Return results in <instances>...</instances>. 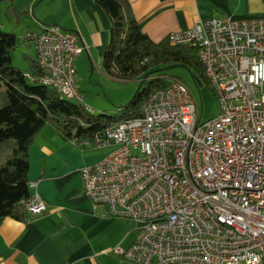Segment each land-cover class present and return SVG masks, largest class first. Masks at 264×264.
Masks as SVG:
<instances>
[{
  "label": "built area",
  "instance_id": "built-area-1",
  "mask_svg": "<svg viewBox=\"0 0 264 264\" xmlns=\"http://www.w3.org/2000/svg\"><path fill=\"white\" fill-rule=\"evenodd\" d=\"M167 37L197 45L218 113L201 121L192 91L169 77L140 115L85 139L115 147L80 168L84 192L140 223L130 245L112 248L136 264H264V17L199 20ZM21 38L35 48L29 80L84 104L78 33L43 24ZM23 205L29 214L47 208L37 192Z\"/></svg>",
  "mask_w": 264,
  "mask_h": 264
},
{
  "label": "crops",
  "instance_id": "crops-1",
  "mask_svg": "<svg viewBox=\"0 0 264 264\" xmlns=\"http://www.w3.org/2000/svg\"><path fill=\"white\" fill-rule=\"evenodd\" d=\"M128 1L140 28L154 41L199 20L264 17V0ZM2 2L5 14L14 17L10 31L15 34L19 16L33 13L38 17L26 18L19 35L46 19L78 33L77 42L86 45L79 56L83 60L103 55L110 20L96 1L53 0L52 8L68 17L49 19L43 14L46 0H3L0 6ZM33 64L32 72L37 70L35 57ZM103 147L69 137L49 121L38 130L27 147L29 191L37 192L47 208L24 218L0 216V264H136L112 248L130 245L140 223L113 215L103 203L94 205L84 192L80 168L99 159L106 152Z\"/></svg>",
  "mask_w": 264,
  "mask_h": 264
},
{
  "label": "trees",
  "instance_id": "trees-1",
  "mask_svg": "<svg viewBox=\"0 0 264 264\" xmlns=\"http://www.w3.org/2000/svg\"><path fill=\"white\" fill-rule=\"evenodd\" d=\"M94 1L110 20L109 38L101 59L104 71L121 80L142 77L141 83L121 113L92 114L54 88L30 81L24 70L12 63L11 48L15 47L16 34L0 28V216L24 218L28 213L23 205L30 195L27 147L46 122L69 137L90 139L116 121L140 115L145 97L174 77L163 73L150 75L152 72L183 65L197 82L201 78L208 80L195 43H171L167 36L154 41L140 28L128 0Z\"/></svg>",
  "mask_w": 264,
  "mask_h": 264
},
{
  "label": "rangeland",
  "instance_id": "rangeland-1",
  "mask_svg": "<svg viewBox=\"0 0 264 264\" xmlns=\"http://www.w3.org/2000/svg\"><path fill=\"white\" fill-rule=\"evenodd\" d=\"M46 1L48 2L45 5V11L43 12L46 18H56L57 16H62L64 18L68 17L67 13L65 15L62 14L61 9L55 10L52 8L50 3H52L53 0ZM4 11V2H2L0 6V22H3V27L0 25V28L5 31H10L15 20L14 17L6 15ZM21 15L19 17L22 18V21L18 23L16 44L15 47L11 48V58L13 65L21 68L25 73H31L34 67L33 59L35 57V48L31 42L24 41L21 38L23 32L21 35H19L18 32L23 30L25 25H27L26 18L37 15H34L33 13H24ZM41 22H44L45 24H53V22L47 21L46 19H41ZM59 26L65 28L63 25L59 24ZM101 59L102 56L99 57V59H93L92 61L86 56L85 60L77 57L75 59L77 67L75 83L79 91L83 94L84 104L92 108L90 111L92 114H98L100 112L119 114L123 111L124 105L132 98L141 83L142 77L125 80L113 78L104 71ZM161 73L166 76L178 77L189 87L196 99L198 118L201 121L218 113L219 102L214 89L208 80L201 78V82H197L189 69L183 65L164 67V69L156 70L150 75H161ZM145 84L146 81L143 85ZM81 104L85 107L83 103ZM114 147V144H109L104 145L103 148L104 151L107 152Z\"/></svg>",
  "mask_w": 264,
  "mask_h": 264
}]
</instances>
